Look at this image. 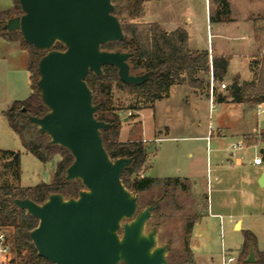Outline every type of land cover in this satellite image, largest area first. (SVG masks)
I'll return each instance as SVG.
<instances>
[{
  "label": "water",
  "instance_id": "1",
  "mask_svg": "<svg viewBox=\"0 0 264 264\" xmlns=\"http://www.w3.org/2000/svg\"><path fill=\"white\" fill-rule=\"evenodd\" d=\"M19 3L23 13L3 28L20 31L27 43L46 52L38 61L37 86L48 112L28 119L51 144L71 152L66 179L84 186L77 197L54 192L43 203L14 199L15 206L39 220L30 232L38 254L53 264H168L171 247L159 244L156 227L146 230L160 203L140 210L139 196L124 185L122 174L132 158L109 155L101 133L109 123L98 119L99 105L87 83L90 72L101 76L105 65L115 66L129 85H141L151 75L132 73L131 52L102 49L125 38L113 1ZM57 43L65 49H55ZM259 183L264 186V172ZM257 261L251 243L245 264Z\"/></svg>",
  "mask_w": 264,
  "mask_h": 264
},
{
  "label": "rangeland",
  "instance_id": "2",
  "mask_svg": "<svg viewBox=\"0 0 264 264\" xmlns=\"http://www.w3.org/2000/svg\"><path fill=\"white\" fill-rule=\"evenodd\" d=\"M258 3L249 6V0H238L236 12L244 17ZM15 4L16 0H0V12L12 9ZM195 4L197 11L203 16L200 44L207 45L205 3L204 0H195ZM134 21L141 22L142 19L139 17ZM18 42H10L0 37V151L20 152L21 182L25 186H32L48 178L49 167L44 166L27 150L20 136L11 129L5 115V111L14 101L24 100L31 94V74L28 69L30 56L28 51L20 49ZM204 77L206 79V75ZM223 82L229 85V82ZM221 83L222 81L216 83V96L224 93L229 96L230 89L222 90ZM179 93H174V102L182 99L179 98ZM112 100L123 121L119 140H145L148 157L139 177H153L157 181L149 189L136 194L139 196L140 210L160 203L146 230L152 227L158 229L159 244L171 247L168 257H173V264H220L222 249L226 256L235 257L232 264H238L248 254L243 251V230L246 229H250L257 236L258 249L264 251V186L256 178L259 171L264 169V163L262 166L251 163L257 154L264 157V153H261V149L264 150V111L258 113L257 105L251 103L243 106L242 114L232 113L229 108L221 105L210 111L206 104L197 119L191 120L187 126H176L169 132L170 128L164 126L159 131V121L157 122L153 107L122 87L112 86ZM205 101L209 102V98H205ZM159 107H162L161 103ZM125 117L127 119L123 120ZM210 123L215 132L221 125L226 137L222 141L213 142L208 153L206 140L193 137L207 135ZM254 129L259 133H253ZM30 131L28 138L31 139L35 130ZM245 134L255 144L251 148L244 145L239 153L236 152V156H243V166L231 167L224 156L231 155V146L243 140ZM216 162L222 166V179L219 181L214 179L215 174L210 173V179L208 178L209 165L213 166ZM13 168L11 160L0 159V184H16ZM186 177H191V180L195 178L196 183L188 181ZM177 178L179 182L175 184L173 181ZM208 206L211 213L220 215L212 217L215 225L212 230L204 233L206 241L211 240L208 244L210 251H206L207 254H198L192 249L193 227L203 208L208 213ZM240 215L243 229L240 225L234 229V221Z\"/></svg>",
  "mask_w": 264,
  "mask_h": 264
},
{
  "label": "trees",
  "instance_id": "3",
  "mask_svg": "<svg viewBox=\"0 0 264 264\" xmlns=\"http://www.w3.org/2000/svg\"><path fill=\"white\" fill-rule=\"evenodd\" d=\"M115 5V14L121 20L125 38L118 42L102 45V49L110 51H128L132 53L129 62L133 74L140 75L151 72L150 77L141 85L124 83L118 75V69L112 65L103 67L101 76L90 72L87 83L93 92V101L99 105L98 119L109 123L101 130L104 145L109 155L113 158L131 157V164L124 170L122 181L124 185L136 192L149 189L157 179L153 177H139L144 169L148 157L147 147L143 140L120 141L119 134L123 121L113 106L112 86L118 85L129 94L144 100L151 107L158 100L169 96L173 85L181 84L184 80L193 88L203 89L204 82L199 77L200 73H213L217 82L223 81L227 73L228 60L223 57H210L208 50H191L189 47L188 32L184 28L173 31L165 30L157 22H135L141 16L144 0H112ZM226 10L229 5L224 1ZM19 0L12 9L0 12V37L9 41H20L21 48L29 52L28 69L31 74V94L24 100H16L5 111L9 125L21 138L27 150L41 162H48L54 155L60 154L62 159L57 163L52 182H41L34 186L22 187L21 179V154L13 150L0 151V159L12 161L14 166L15 183L0 184V225L14 227V252L12 264H53L40 256L30 238V232L37 227L39 220L26 210H21L14 205L15 198H30L37 203H43L51 193H62L66 198L77 197L84 188L80 180L66 179V169L73 162L71 152L60 146L50 143L46 134H40L38 127L28 119V115L43 116L48 112L40 90L37 86L39 79L38 61L46 53L27 43L20 31L9 32L3 28L5 22L13 16L22 14ZM264 23V17L256 19L255 23ZM55 49H65L57 43ZM256 81L238 84L233 81L230 87V97L235 103H251L258 105L264 103V54L258 55ZM209 86V85H208ZM217 102L226 100L225 96L217 95ZM34 129V137L28 138L30 130ZM264 138V135H263ZM246 143L251 146L254 141L246 138ZM135 176L133 179L132 177ZM170 179L177 184L179 179ZM170 183H168L169 187ZM245 242L243 251L248 253L251 243L254 244L258 264H264V251L258 249L257 236L250 230H243ZM173 257H168V264ZM245 259L238 264H245ZM185 264V263H181Z\"/></svg>",
  "mask_w": 264,
  "mask_h": 264
},
{
  "label": "crops",
  "instance_id": "4",
  "mask_svg": "<svg viewBox=\"0 0 264 264\" xmlns=\"http://www.w3.org/2000/svg\"><path fill=\"white\" fill-rule=\"evenodd\" d=\"M224 1H226L229 5L228 10H226V7L224 6ZM249 1V6H253L254 3H259L256 5L257 7L254 6L255 8L252 11L250 9L249 14L244 17H240L236 12V10H238V0H204V24L206 25L208 33L207 45L200 44L202 42L201 30L203 28V25L201 24L203 21V16L201 12L197 11L195 0H144L143 11L140 18L142 19L141 22H157L169 32L179 27L184 28L188 32L189 47L191 50H208L211 58H226L228 60V67L226 76L224 77L223 81L229 82V85L227 86L228 89L233 81H237L240 85L256 81L258 53L264 47V23H255V21L260 17H264V0ZM244 4L245 2L243 3V5ZM18 46L21 50H23L20 43ZM205 75L206 79H204ZM199 77L204 82L203 89L193 88L189 86L186 80H184V82H182L181 84H176L171 87L168 97L155 102L153 110L156 113V117L158 118L157 122L159 121V125H157V127H159V131H161V128L163 126L169 127V132L176 126L179 128L187 126V123H190L191 120L197 119V117H199L200 112L203 110L206 104L210 109V100L207 103L205 101V98H209L208 85L210 84V74L200 73ZM180 90L181 93H179ZM176 92L179 93L180 96H178L182 99H179V101L176 100L174 102L173 95ZM221 96H225L226 100L222 102H216L215 106L221 105L222 107L229 108L230 112L232 113L242 114L244 112L243 106H247L250 104L235 103L232 101V98L226 93L222 94ZM160 103L162 104V107H159ZM126 119L127 118L125 117V119L123 120ZM253 133L258 134L259 131L257 129H254ZM206 136L207 135H200L193 138L206 140ZM225 137V131L223 130L221 125H219L217 131L213 132L210 145L213 142L222 141L223 139H225ZM246 138L247 135L245 134L243 138L245 142L244 145L247 148H251V146L246 143ZM134 140L137 139H121L120 141L126 142ZM242 148L234 151V153L231 152V155L229 156H224V158H226L230 162L231 167H240L244 165L243 156L239 157L235 155L236 152L239 153ZM256 156L259 155H255L254 158ZM61 159L62 157L60 156V154H56L48 162H42L44 166L49 167V176L46 180H41V182H52L57 163ZM253 159L251 163L254 166H262L264 163L263 162L261 165H255L253 163ZM222 161L223 158L221 159V163ZM207 162L209 164V157ZM209 168L211 175L215 174L214 179L216 181L222 179V166L219 162H216V164L213 166L209 165ZM263 172L264 169L260 170L256 178H260ZM189 178L190 179L187 178L188 181L196 183L195 178H192V180L191 177ZM230 178L231 177H227V179ZM19 183L22 187H28L22 184L21 179ZM218 215L220 214L211 213L209 206L208 213H206L204 208L202 209L198 220L194 224L192 232L191 242L194 252L198 254H205L206 251H210V247L208 246V244L211 243V240L207 239L206 241L204 233H207V230L209 232L213 229L215 224L212 221V217ZM239 221L240 226L243 229L242 215H240L239 218L234 221V229H236V224Z\"/></svg>",
  "mask_w": 264,
  "mask_h": 264
},
{
  "label": "built area",
  "instance_id": "5",
  "mask_svg": "<svg viewBox=\"0 0 264 264\" xmlns=\"http://www.w3.org/2000/svg\"><path fill=\"white\" fill-rule=\"evenodd\" d=\"M259 55L264 54V49L261 50L260 53H258ZM216 83L217 81L214 79L213 73L211 71L210 73V84H209V100H210V111L212 109L215 108L216 105ZM221 88L226 89L227 88V84L225 82L221 83ZM264 103H260L257 105V111L259 112H263L264 111ZM213 125L212 123L209 124V131L207 136L205 137L208 147V153L211 151L210 148V141L211 138L213 136ZM244 139L238 141L237 143L233 144L231 146V152L234 153V151L241 149L244 146ZM264 162V158L259 156H256L253 159V163L255 165H261ZM208 172H209V176L208 178L210 179V168H208ZM209 187V185H208ZM14 227L11 225H0V264H12V259L15 258L14 257ZM235 261V257L230 255V256H226L224 254V250H223V254H222V258H221V263L220 264H232Z\"/></svg>",
  "mask_w": 264,
  "mask_h": 264
}]
</instances>
